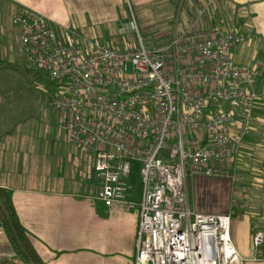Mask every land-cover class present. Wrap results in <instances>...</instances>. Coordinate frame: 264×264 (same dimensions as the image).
Here are the masks:
<instances>
[{
  "label": "built area",
  "instance_id": "2783aa9c",
  "mask_svg": "<svg viewBox=\"0 0 264 264\" xmlns=\"http://www.w3.org/2000/svg\"><path fill=\"white\" fill-rule=\"evenodd\" d=\"M137 47L60 41L48 20L27 8L14 18L26 68L57 90L48 107L70 146L93 153L96 199L105 208L130 195L140 164L133 264H240L231 216L189 207L188 181L229 177L260 98L258 64L239 63L237 31L190 28L145 44L128 0ZM167 150V157L160 156ZM264 233L256 231L259 249Z\"/></svg>",
  "mask_w": 264,
  "mask_h": 264
},
{
  "label": "crops",
  "instance_id": "0c3cea01",
  "mask_svg": "<svg viewBox=\"0 0 264 264\" xmlns=\"http://www.w3.org/2000/svg\"><path fill=\"white\" fill-rule=\"evenodd\" d=\"M128 1L132 10H155L167 2ZM195 2V9L203 10L197 22L189 15L188 7L184 8L181 27L172 35L195 26L212 29L214 18L207 15L208 10L225 21L230 15L239 16L246 25L264 27V0H208L201 3L203 8L198 0ZM23 8L44 16L54 30L60 29L59 37L64 43L94 37L110 47V36L123 32L130 15L122 0H0L1 44L10 42L8 20L14 24L15 16ZM65 28L69 33L63 35ZM19 35L18 29V41ZM242 44L234 55L243 61ZM19 47L22 53L20 44ZM12 55L4 57L11 61L0 59V63L14 66ZM258 69L264 72V65ZM10 71L0 64V188L10 192L19 221L38 256L46 264H133L140 191L131 190L125 203H116L109 209L103 207L95 196L93 153H83L68 144L65 132L56 128L60 116L43 109L42 101L35 108L19 101ZM242 154L241 151L235 164L224 166L238 180L247 172L239 171L243 166ZM259 154L260 158L264 156V147ZM258 165L259 169L254 171L258 175L254 189L260 193L257 201L246 189L240 195L234 191L229 196V178L195 177L188 183L189 207L193 212L231 216V240L240 264H264L263 253L252 245L253 234L264 226V159ZM206 200L216 207H205ZM0 264H20L1 227Z\"/></svg>",
  "mask_w": 264,
  "mask_h": 264
},
{
  "label": "rangeland",
  "instance_id": "374dc122",
  "mask_svg": "<svg viewBox=\"0 0 264 264\" xmlns=\"http://www.w3.org/2000/svg\"><path fill=\"white\" fill-rule=\"evenodd\" d=\"M198 1L200 4L208 3V0ZM196 6L197 3L195 2V0H167L166 3L158 5L155 10H152V8H135V10L133 11L138 26L139 34L143 42L145 44H148L150 42L156 44L157 42L161 43V41L169 39L172 36V32L175 29L178 30L181 27L183 16L182 11L184 8L186 9L188 7L189 15L192 17L194 22H197V19L199 18L198 16L203 13V10L195 9ZM204 6L205 5H202V7L200 8H203ZM208 14H211L214 18V21L212 23V29L219 28L222 30L237 31L244 38V43L242 44V56L244 57V60L242 61L238 59L239 63L252 67L255 66L256 63L258 65H264V36L260 34L264 33L262 32L264 31V27L260 28L258 25H246V23H243V21L241 20L242 18L239 16H235L233 18L230 15V18L225 21L223 17H218L217 15L210 13V10H208L207 15ZM189 15L188 17H190ZM125 23L127 26L128 21L126 20ZM193 28L197 29V26ZM67 29L68 28H65V30L62 31L63 35L65 32L69 33L67 32L69 31ZM7 30L10 35V42H7L6 44L0 43V59L5 61H11L9 60L10 58L4 57L5 55L7 57L8 54L13 53L12 56L14 60L15 69H10V74L12 81L15 80V91H17L16 93L18 94L17 99L19 101H22L27 107L29 106L33 108H35L38 104L40 105V101H42L44 104L43 109L45 108V110L50 113L51 109L48 107L47 103L50 96L52 94L55 95L57 93V90L47 79H44L40 75L32 73L26 68L24 56L20 51L19 41L16 37L18 27L13 24L11 20H8ZM55 32L58 38L60 39V29L57 30L55 28ZM168 33L171 34L169 35ZM110 37L111 39H113L111 46L117 49L128 50L137 47V35L136 33H133L128 29H125L122 33L115 32L114 35H111ZM85 39H91L90 41H93L94 43L102 44V42H98L97 38L94 37H85ZM68 41L70 43L73 42L72 40ZM9 48L11 49V51H8ZM19 73L23 75L21 76L19 75ZM258 90L260 91V98L253 103V112L250 123V129L248 134L245 136L241 147V151L243 153L241 164H243V166L240 168L239 171L247 170V172L241 175V181L238 180L239 178L235 179L230 174L228 177V180L232 183L231 187H229V196H233L234 191V193L239 192L240 195V193H242L244 189H246L251 196L252 194L254 195L253 200L260 197V193L258 192V190L254 189V184L257 182L258 179V175L255 173V169H259V160L264 159V156L260 158L259 154V149L264 147V78L261 81H258ZM160 156L166 158L167 150H162ZM139 171L140 164L133 162L129 178L131 190L140 191L141 189ZM205 179L207 180L208 178H204V180ZM190 181L191 179H189L188 181L189 185ZM217 205L219 206V204ZM259 206H261L260 203ZM205 207L214 208L216 206L212 203L211 200L209 202L206 200ZM237 207L238 205L236 206L233 212H236Z\"/></svg>",
  "mask_w": 264,
  "mask_h": 264
},
{
  "label": "trees",
  "instance_id": "16d2710c",
  "mask_svg": "<svg viewBox=\"0 0 264 264\" xmlns=\"http://www.w3.org/2000/svg\"><path fill=\"white\" fill-rule=\"evenodd\" d=\"M9 69H15L13 65L0 63ZM30 71V70H29ZM32 72V71H31ZM39 75L36 72H32ZM264 78V72H259L258 80ZM189 183V182H188ZM0 227L20 264H46L35 251L27 230L22 226L17 216L9 191L0 188ZM264 233V226L261 228ZM264 257V243L259 248Z\"/></svg>",
  "mask_w": 264,
  "mask_h": 264
}]
</instances>
